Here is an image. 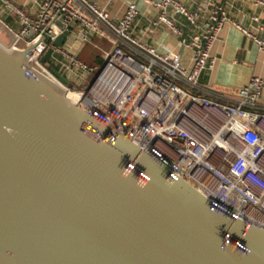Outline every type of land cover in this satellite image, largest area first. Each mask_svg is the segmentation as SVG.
<instances>
[{
	"label": "water",
	"instance_id": "obj_1",
	"mask_svg": "<svg viewBox=\"0 0 264 264\" xmlns=\"http://www.w3.org/2000/svg\"><path fill=\"white\" fill-rule=\"evenodd\" d=\"M40 37L0 43V264H264L263 229L213 209L34 67Z\"/></svg>",
	"mask_w": 264,
	"mask_h": 264
},
{
	"label": "built area",
	"instance_id": "obj_2",
	"mask_svg": "<svg viewBox=\"0 0 264 264\" xmlns=\"http://www.w3.org/2000/svg\"><path fill=\"white\" fill-rule=\"evenodd\" d=\"M139 1L155 8L153 25L166 26L181 38L190 53L188 64L179 54L159 53L131 34ZM253 3L264 5V0ZM125 4L121 18H114L96 0H40L35 12L12 0H0L2 9L20 24L13 43L6 47L18 46L22 39L33 44L41 35L28 57L65 89L69 100L74 94L71 101L80 109L162 162L206 196L213 209L264 230V113L251 109L262 94L264 79L251 77L238 90L235 104L198 96L186 88L198 85L224 24L233 25L262 51L264 25L254 32L228 16L216 0H201L192 11L182 0H126ZM174 14L184 17L195 33L184 37ZM251 20L258 17L252 15ZM29 32L33 34L27 38ZM62 33L66 37L57 46L54 40ZM93 38L104 39L111 47L97 46L100 61L88 64L79 53ZM48 49L52 54L42 62Z\"/></svg>",
	"mask_w": 264,
	"mask_h": 264
},
{
	"label": "crops",
	"instance_id": "obj_3",
	"mask_svg": "<svg viewBox=\"0 0 264 264\" xmlns=\"http://www.w3.org/2000/svg\"><path fill=\"white\" fill-rule=\"evenodd\" d=\"M19 6L35 12L40 0H12ZM114 18H121L126 8V0H96ZM189 10H195L201 0H182ZM221 4L227 15L243 23L254 32L264 25V5H254V0H216ZM138 15L136 16L131 34L142 43L153 47L159 53L170 55L179 54L182 62L188 64L189 51L182 46L181 38L170 31L166 26L152 24L156 17L153 6L138 2ZM258 17L257 21L251 16ZM174 18L182 27L184 37L195 33L184 17L174 14ZM0 43L10 46L14 40V32L20 26L18 19L4 11L0 6ZM7 24L10 28L6 27ZM22 47L21 45H18ZM25 46V45H23ZM111 47L104 39L93 38L79 53V57L88 64L100 61L101 50ZM123 48L132 54H137L133 48L123 45ZM259 76L264 79V51L257 46L233 25L226 23L222 26L217 39L210 49L208 67L201 73L196 87L186 86L191 93L210 98L225 104H235L238 90L244 86L251 77ZM264 113V89L254 108Z\"/></svg>",
	"mask_w": 264,
	"mask_h": 264
},
{
	"label": "rangeland",
	"instance_id": "obj_4",
	"mask_svg": "<svg viewBox=\"0 0 264 264\" xmlns=\"http://www.w3.org/2000/svg\"><path fill=\"white\" fill-rule=\"evenodd\" d=\"M0 32H1V30H0ZM18 45H21V46L26 45V41L24 39H22L18 42Z\"/></svg>",
	"mask_w": 264,
	"mask_h": 264
},
{
	"label": "bare ground",
	"instance_id": "obj_5",
	"mask_svg": "<svg viewBox=\"0 0 264 264\" xmlns=\"http://www.w3.org/2000/svg\"><path fill=\"white\" fill-rule=\"evenodd\" d=\"M69 98L72 100V101H74L75 99H76V96L74 95V94H69Z\"/></svg>",
	"mask_w": 264,
	"mask_h": 264
}]
</instances>
